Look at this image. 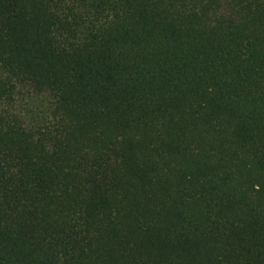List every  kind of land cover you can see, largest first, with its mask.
<instances>
[{"label": "trees", "instance_id": "16d2710c", "mask_svg": "<svg viewBox=\"0 0 264 264\" xmlns=\"http://www.w3.org/2000/svg\"><path fill=\"white\" fill-rule=\"evenodd\" d=\"M0 264H264V0H0Z\"/></svg>", "mask_w": 264, "mask_h": 264}]
</instances>
